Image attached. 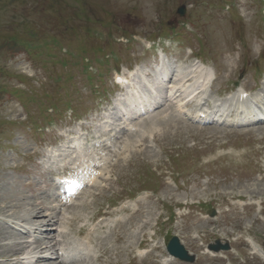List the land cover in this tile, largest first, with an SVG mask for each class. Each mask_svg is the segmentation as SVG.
Wrapping results in <instances>:
<instances>
[{"label":"rangeland","instance_id":"1","mask_svg":"<svg viewBox=\"0 0 264 264\" xmlns=\"http://www.w3.org/2000/svg\"><path fill=\"white\" fill-rule=\"evenodd\" d=\"M182 5L181 17L176 10ZM262 10L261 0H0V264H27L20 260L49 245L50 236L35 240L50 229V223L36 226L50 213L71 216L64 224L76 231L84 220L104 213L112 218L137 201L142 209L131 223L102 234L103 246L111 248L95 264H165V237L173 235L195 257L192 264H264L245 241L264 250V124H194L162 108L138 121L132 134L108 141L104 136L105 148L93 145L74 154L51 148L68 131H78V121L83 128L90 124L93 134L107 122H120L123 108L117 106L124 96L108 69L117 53L122 71L135 68L152 81L161 70L153 49L116 43L130 33L140 41H175L164 52L175 65L187 67L199 58L215 79L206 90L212 100L234 94L235 85L250 96L264 92ZM172 27L178 35L169 32ZM186 47L192 52L188 59ZM90 67L95 75L87 72ZM149 134L154 140L146 142ZM81 165L104 168L107 181L62 207L52 176L61 168L78 174L74 168ZM250 201L261 202L259 214ZM211 210L217 214L209 218ZM172 211L174 221L164 223ZM17 226L35 233L16 234ZM142 239L156 251L133 262L131 252ZM217 243L229 250L207 254ZM45 261L38 263L57 264Z\"/></svg>","mask_w":264,"mask_h":264},{"label":"bare ground","instance_id":"2","mask_svg":"<svg viewBox=\"0 0 264 264\" xmlns=\"http://www.w3.org/2000/svg\"><path fill=\"white\" fill-rule=\"evenodd\" d=\"M139 71H138V76H135L132 79L129 86L126 88L123 87L124 89H126V91H127L126 93H127V95L130 96V98L124 97V99H122V100L119 99V102L123 101L120 103L119 107L123 108L124 111L128 110V112H129L128 115L130 117L134 116L137 107L144 109L145 106L153 107V106L157 105V100L159 99L158 98L159 95L167 96V98L171 101L174 100L175 101L174 103L177 104L176 108L181 107V108L185 109L186 108L185 107V105H186L185 100L193 99L195 96H197L199 94L201 95L203 93L202 91L198 92L199 89H190L189 87H187L186 85L190 83V78H189L190 76L188 74H184V75L183 74H180V75L176 74V75H174L175 72H173L172 66L169 64V62H162V69L158 70V73L155 75V77H153L152 81H150L147 74L140 73ZM201 71H204V69L202 68ZM173 77H177V78H174L173 83L171 84V86H169V84L171 83V79ZM143 91H145V93H143ZM187 92H190V93L188 95H186ZM168 103H169L168 100H167V102L164 101V105H166ZM170 105H171V103H170ZM184 111H186L188 113L187 110H184ZM200 112L204 116L206 115L205 111L199 110L197 113H194L195 114L194 118L196 120L199 119L198 115ZM82 207H88V204L85 203L82 205ZM54 209H55V207L54 208L50 207L49 209L47 207L45 208V210L53 211V212L55 211ZM139 213H140V209L136 210L133 213L132 217L127 221V224H129V222L131 223V221H133V219L135 217H137L139 215ZM35 214H36V212H35ZM30 215H31L30 218H32L33 217L32 215H34V213L32 214V212H31ZM38 215H39V213L36 214L37 217H38ZM75 217L79 218L77 216H75ZM46 218L48 220H41L39 222V224H36V226L39 227V225L48 224V223H50L53 226L58 222V219H56L57 217L55 214L53 215L52 213H50L49 216H46ZM84 222H85V220L83 221L82 225L84 224ZM122 226H124V225H120L119 227H122ZM119 227L117 229H119ZM24 230H25L26 234L33 233V231L31 229L24 228ZM87 231H88L87 226L83 225V227L80 228L75 234L82 235V234L86 233ZM49 236L51 238H48ZM40 237H42V239L48 238L51 240V242L49 243V246H45L44 248H41L40 246L37 247V248H39V251H40L39 254L43 253V252H41L42 250L45 252H48V251L54 249V247L56 246V243H54L53 245H50V244H52L53 240L55 239L52 232L49 231V232H45V233H40ZM119 237H117V236L115 237V242H118V241L121 242V239ZM88 239H89V241H102V242L105 241V239L101 238L100 236L88 237ZM38 245H41V244H38ZM103 245L104 244H102L100 246V248L98 249V254H99L98 257H96L94 259L90 258V260H94L96 262H99L101 259L107 258V254L109 253V250H107V248H105V246H103ZM139 246H140V244H139ZM254 248H255L257 254L262 259H264V252L261 249L256 248L255 246H254ZM76 249H78V251H79V247H76ZM79 253H81V252L79 251ZM55 255H56V252H55ZM36 258H37L36 261H34L35 256L28 257L26 259L28 260V262H34V264H37L42 259L47 260L45 262H48V260H49V258L45 255L36 256ZM56 259L59 261V257H56ZM54 261H56V260H54ZM45 262H40V263H45ZM47 264H49V263H47ZM57 264H64V263L61 260Z\"/></svg>","mask_w":264,"mask_h":264},{"label":"water","instance_id":"3","mask_svg":"<svg viewBox=\"0 0 264 264\" xmlns=\"http://www.w3.org/2000/svg\"><path fill=\"white\" fill-rule=\"evenodd\" d=\"M183 8L179 9L182 10ZM180 12V11H179ZM168 249L170 253L177 256L181 259H187L189 261H192V258H189L186 253L183 251L182 247L178 246L176 239L171 240V242L168 245Z\"/></svg>","mask_w":264,"mask_h":264}]
</instances>
